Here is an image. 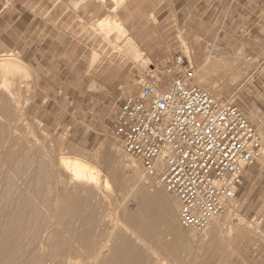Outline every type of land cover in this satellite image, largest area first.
I'll return each instance as SVG.
<instances>
[{
  "label": "rangeland",
  "instance_id": "374dc122",
  "mask_svg": "<svg viewBox=\"0 0 264 264\" xmlns=\"http://www.w3.org/2000/svg\"><path fill=\"white\" fill-rule=\"evenodd\" d=\"M114 2L0 0V55L15 54L25 63L23 70L0 71V229L10 226L8 216L27 202L26 217L14 226L13 242L20 249L28 236L25 232L31 229L30 204L37 201L38 191L48 197L39 206L43 216L51 211V181L45 179L42 184L35 179V161L48 162L45 154L56 162L62 158L73 162L77 158L88 161V154L95 153L100 167L113 168L111 172L118 176H124L125 164L134 160L144 172L140 160L127 154L114 135L112 119L121 101L139 93L137 75L158 77V87L164 88L174 76L167 70L182 55L195 69L194 82L216 98L232 100L263 142L262 154L244 170L233 208L217 217L220 236L198 244L196 235L182 229L192 245L185 260L189 264H264V0H140V9L133 13L132 20L140 29L138 34L151 37V48L160 52L168 49L169 58L159 64L129 49L128 31L127 35L118 36L117 31L105 35L97 27V20L107 15L121 23L116 14L119 6L113 9ZM81 3L86 4L78 11ZM84 10H97L100 15L94 17ZM197 45L205 47L201 66L192 60V47ZM96 72L98 79H94ZM31 141L36 148L43 146L39 150L44 157L41 152L34 155L21 149ZM54 169L69 176L61 166ZM107 180L111 184V192L103 194L107 209L102 206L99 211L106 213L109 208L111 216L107 219H112L124 210H134L138 193L131 183L126 186V194H121L112 179ZM178 210L179 206L177 219ZM60 217L58 212L48 229L55 232L48 237L53 241L49 248L56 254L49 257L42 253L43 262L102 264L113 222L108 223L106 235L99 241L105 246L89 249L77 247L64 224L57 223ZM121 229L134 240L124 224ZM155 230L160 233L163 227ZM16 261L22 259L16 257L14 264Z\"/></svg>",
  "mask_w": 264,
  "mask_h": 264
},
{
  "label": "built area",
  "instance_id": "2783aa9c",
  "mask_svg": "<svg viewBox=\"0 0 264 264\" xmlns=\"http://www.w3.org/2000/svg\"><path fill=\"white\" fill-rule=\"evenodd\" d=\"M167 71L174 76L164 88L153 75L140 79L139 93L118 104L112 129L125 152L179 201L180 225L199 236L212 217L233 208L243 172L262 154L263 142L232 100L194 82L184 56Z\"/></svg>",
  "mask_w": 264,
  "mask_h": 264
},
{
  "label": "bare ground",
  "instance_id": "6f19581e",
  "mask_svg": "<svg viewBox=\"0 0 264 264\" xmlns=\"http://www.w3.org/2000/svg\"><path fill=\"white\" fill-rule=\"evenodd\" d=\"M124 1L115 0L117 5ZM96 23L105 35H110L116 31L118 36L127 35L126 29L112 15H107ZM128 41L129 49L138 52L129 38ZM138 55L140 56L139 52ZM24 68L25 63L15 54L0 55V71L14 72ZM31 142H29L30 144L25 142V146H22L21 149H27L29 153L34 155L41 152L42 155L43 150L40 151L39 149L43 146L36 148L33 141ZM34 142L38 141L34 140ZM45 156L48 158V162L37 159L35 161L38 169L35 179L42 184L45 179L51 181L49 186L50 189H53V195L49 202L51 211L43 216L39 206L44 205L48 197L44 191H38L40 196L37 197V201L30 204L32 214L28 225L31 229L25 232L28 235L25 243L21 244L20 249H16V243L13 242L15 238L14 226L17 223H22L26 217L24 205L28 203H21L16 207L11 217L8 216L11 225L0 229V263L14 264L13 260L19 257L22 261H16L15 264H35L36 262L47 264L43 262L40 255L43 253L53 257L56 254L54 250L49 248L53 241L48 237L50 234L53 237L55 232L48 231V229L55 223L52 218L59 212L61 217L57 223L64 224L65 231L75 239L79 248L95 249L98 246V249H101L105 246L104 243L99 244V241L103 235H106L104 232H107L108 223L113 222V231L107 235L106 241L109 244L102 258V264H189L185 257L190 256L192 245L182 230L184 228L180 222L178 223L176 209L178 206L180 207L179 201L159 183L156 175L149 174L143 166L144 172H140V164L134 160H129L124 166L125 175L118 176L117 173L111 172L114 171L113 168L102 169L95 153H89L88 157L81 155L87 157L89 162L84 158H81L82 160L77 158L73 162H66L65 158H62L61 162L60 160L56 162V159L46 154ZM53 166H61L62 169L69 171V176L56 169L52 171ZM17 169L20 170V165L17 166ZM102 171H105V175L103 174L105 176L104 182H101L102 179H100ZM157 171H160L159 167ZM108 177L112 179L116 190L120 191L121 194H126V186L130 183L132 190L138 193L133 201V203L135 202L134 210H124L120 217L115 215L113 218L111 217L112 219H107L111 216L109 215L111 213L109 208V213L108 211L106 213L99 211L102 206L107 209L105 201L107 198L105 199L103 194L104 191H108L107 194L109 191L111 192ZM125 194L124 196H126ZM218 216L221 215L212 217L210 227L214 224V228L210 229L209 227L203 234L194 237L200 240L199 243H196L201 244V241L206 242L208 240L209 242L210 240L211 242L216 239L217 234L220 233V231L218 232L220 230L218 228ZM122 224L131 232L134 240L122 231ZM159 226L163 227V230L156 233L155 228ZM161 234L164 238L160 237ZM137 238L140 241L136 242ZM200 246L202 248V245ZM69 248L67 247V249ZM151 252H156L158 256ZM99 260L100 256L98 255L96 261ZM99 263L101 264V262ZM58 264H71V262L65 261ZM91 264L95 263L91 262Z\"/></svg>",
  "mask_w": 264,
  "mask_h": 264
},
{
  "label": "crops",
  "instance_id": "0c3cea01",
  "mask_svg": "<svg viewBox=\"0 0 264 264\" xmlns=\"http://www.w3.org/2000/svg\"><path fill=\"white\" fill-rule=\"evenodd\" d=\"M84 4H86V3H81L79 5L78 11L81 10V8H83ZM140 6H141L140 0H126L119 5H117V3L114 2L113 9H116L118 7L116 10V14L124 26L118 20H116V21H118L123 27H125L126 31H128L130 33L131 38L137 42V44L141 50L139 49L137 44L128 36V38L136 46L138 52L142 56H143V54L146 55L152 62H154L156 64L162 63L166 59L169 58L168 49L160 52L156 49L151 48L150 45L148 44V41L151 39V37L146 36V35H142V34H138L140 29L137 26H135L136 20H134V21L132 20L133 13L135 11H137V9H140ZM100 8H101V6H100ZM84 13H86L88 15H92L94 17H99V15H100L99 11H97V10L96 11L84 10ZM150 13L151 12H149V15H150ZM97 21H99V20H97ZM204 49H205V47L200 46V45H197L196 47L195 46L192 47V60L195 64H198V66H201L205 62L206 54H204ZM147 57H144V58H146V61L147 60L149 61V59ZM204 69L207 70V67L205 66ZM143 74H145V75H143V76H142V74L137 75V79L144 78L148 75V73H143ZM98 78H100V76H98V74L96 72V76H94V79H98ZM245 173H246V171H244V173H243L241 183L239 184V188L243 184V180H244L243 177H244Z\"/></svg>",
  "mask_w": 264,
  "mask_h": 264
}]
</instances>
